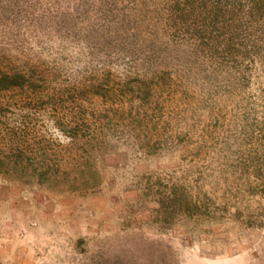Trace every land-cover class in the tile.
I'll return each instance as SVG.
<instances>
[{"label":"rangeland","instance_id":"374dc122","mask_svg":"<svg viewBox=\"0 0 264 264\" xmlns=\"http://www.w3.org/2000/svg\"><path fill=\"white\" fill-rule=\"evenodd\" d=\"M109 1L0 0V72L27 75L0 160L53 167L0 173V264H264V69L190 48L171 0ZM174 175L209 230L154 226L140 187Z\"/></svg>","mask_w":264,"mask_h":264},{"label":"trees","instance_id":"16d2710c","mask_svg":"<svg viewBox=\"0 0 264 264\" xmlns=\"http://www.w3.org/2000/svg\"><path fill=\"white\" fill-rule=\"evenodd\" d=\"M96 1L100 4L110 2ZM170 15L174 29L184 30L188 38L193 39L188 46L200 54L205 52L203 57L214 56L221 50L264 69V0H171ZM26 76L20 71H1L0 90L24 86L25 83L20 81L26 80ZM52 170L48 164L35 166L20 159L14 162L0 160V173L19 174L22 178L30 175L39 183L48 182ZM160 180L140 187L142 195L156 205L154 226L157 229H166L169 225L190 231L191 227L187 225L191 222L189 225H196L199 231L205 232L213 222H219L218 215L206 206L202 190L192 189L189 181L175 175L168 182ZM208 254L217 255L216 252Z\"/></svg>","mask_w":264,"mask_h":264}]
</instances>
